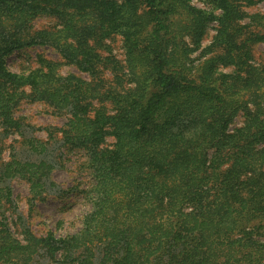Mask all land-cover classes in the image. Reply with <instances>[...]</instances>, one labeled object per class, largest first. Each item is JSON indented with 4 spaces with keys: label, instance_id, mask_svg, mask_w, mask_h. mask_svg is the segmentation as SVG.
Masks as SVG:
<instances>
[{
    "label": "trees",
    "instance_id": "trees-1",
    "mask_svg": "<svg viewBox=\"0 0 264 264\" xmlns=\"http://www.w3.org/2000/svg\"><path fill=\"white\" fill-rule=\"evenodd\" d=\"M207 1L210 11L189 0H0V128L19 130L23 100L68 114L63 141L87 151L94 180L76 235L26 228L19 239L0 222V264H31L43 248L78 252L77 264H264V66L251 63L252 47L264 43V14H246L241 0ZM43 16L60 28L33 31ZM210 23L216 33L202 48ZM113 35L123 38L121 66L99 52ZM33 45L55 48L92 78L107 69L115 85L100 93L54 65L10 72L5 56ZM198 50L196 75L189 64ZM219 65L232 73L218 74ZM241 111L244 126L230 132ZM107 136L114 143L101 149ZM29 146L46 151L38 140ZM53 170L11 159L2 178L25 179L37 197Z\"/></svg>",
    "mask_w": 264,
    "mask_h": 264
},
{
    "label": "rangeland",
    "instance_id": "rangeland-1",
    "mask_svg": "<svg viewBox=\"0 0 264 264\" xmlns=\"http://www.w3.org/2000/svg\"><path fill=\"white\" fill-rule=\"evenodd\" d=\"M190 5L198 10L210 11L213 7L207 0H189ZM242 9L248 15L264 14V0H241ZM216 15L220 11L215 12ZM248 22L245 19L241 24ZM33 31L52 28L59 29L56 20L51 17H37L32 23ZM216 23H210L202 48L210 46L215 36ZM102 57L115 60L124 65L125 52L123 38L113 35L103 41ZM216 53L212 54L215 55ZM219 54V52H218ZM200 50L190 55L191 73L198 75L197 67L201 60ZM7 69L18 75H28L31 72H48L50 66L53 72L61 76L74 75L91 85L95 91L108 92L115 85L113 75L107 69L99 67L95 78L81 72L75 65L67 64L58 50L49 45H33L12 51L4 58ZM252 64L264 66V43L252 47ZM232 67H217L218 74L232 73ZM113 80V82H112ZM25 91L29 92L26 88ZM248 93H242L240 99L249 100ZM109 106V105H107ZM252 108V104H249ZM14 117L21 127L17 132H5L0 128V222L5 223L15 237L21 238V232L29 228L35 235L65 239L78 234L82 230L83 219L90 212L93 204V186L91 163L89 155L83 148L65 144L62 131L67 122L68 114L59 115L52 107L42 102L23 100L15 109ZM245 114L239 112L229 125L230 132L244 126ZM38 140L45 144L46 151L35 154L30 150L29 142ZM114 143L107 136L99 146L110 148ZM259 147L264 148V144ZM11 159L21 162L45 161L54 166L51 176L47 179V192L33 197L29 192V183L20 177L2 178L4 165ZM50 183L54 186L50 187ZM7 192L10 193L9 198ZM258 219L251 221L245 227H250ZM78 252L65 253L61 251L51 255L43 248L32 258L31 264H77ZM103 247L96 249V261L101 260Z\"/></svg>",
    "mask_w": 264,
    "mask_h": 264
}]
</instances>
